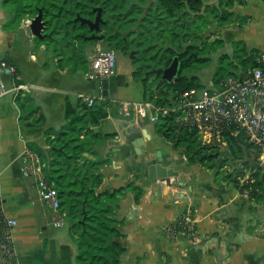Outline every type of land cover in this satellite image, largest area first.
I'll list each match as a JSON object with an SVG mask.
<instances>
[{
    "label": "crops",
    "instance_id": "1",
    "mask_svg": "<svg viewBox=\"0 0 264 264\" xmlns=\"http://www.w3.org/2000/svg\"><path fill=\"white\" fill-rule=\"evenodd\" d=\"M2 1L0 64L6 61L15 66L17 80L30 88V92H23L32 98L45 118L41 127L24 126L19 122L13 94L0 99L2 211L17 222L11 232L17 264H74L76 246L68 228L62 232L51 224L49 209L38 198L33 179L21 174V154L29 143L46 149V129L59 128L65 123L66 99L73 104L79 94H102V82L89 85L79 68L76 70L70 63L61 64L51 52L37 48L35 33H31V27L24 26V20L32 17L26 16L16 29H7L12 15L2 8ZM245 1L243 5H233V23L224 27L215 25L224 50L228 44L232 50L231 39L243 41L247 51L264 50V0ZM240 16L250 17L243 27L237 24ZM117 76L118 70L110 78L114 80ZM0 80L6 87H12L14 82L1 65ZM131 88L134 87L129 82L122 88L115 80L109 81L108 96L110 92H126ZM108 96L104 98L107 115L92 128L101 138L89 139V146L102 159L110 160L102 168L103 183L99 190L111 191L134 181L144 191L137 203L134 194L127 191L116 210V218L122 221L118 226L122 236L113 240L125 247L120 263L264 264L262 198H251L225 181L217 164L209 169L198 162L190 163L182 148L175 149L165 135L156 132L155 124L154 127L146 126L145 122L133 124L132 114L116 101L143 100L141 87L133 98ZM130 129H146L151 137L149 142L144 139L141 155L125 145ZM109 134L115 135L103 138ZM160 147L170 156L152 164L150 161L156 158ZM165 177H169L168 182L162 180ZM183 212L193 219L196 236L183 232L169 236L165 228Z\"/></svg>",
    "mask_w": 264,
    "mask_h": 264
},
{
    "label": "trees",
    "instance_id": "2",
    "mask_svg": "<svg viewBox=\"0 0 264 264\" xmlns=\"http://www.w3.org/2000/svg\"><path fill=\"white\" fill-rule=\"evenodd\" d=\"M245 0H3L1 6L9 11L12 20L7 29H16L26 17L39 15L45 26L41 36L34 37L37 48L51 52L59 63L72 64L77 70V61L81 59L86 71L87 62L83 59L86 38L92 35L88 25L81 24L77 17L93 20L95 9L101 8L100 31L104 37H111L114 42L106 44L109 49L124 51L133 46L141 54L146 68H165L175 56L181 66L179 74L172 83L164 82L158 86V79L142 80V97L159 106L172 103L177 94L191 88H201L197 75L186 76L184 69L195 70V66H206L210 59L203 57L205 52L202 24L212 21L218 27L234 22V4L243 5ZM250 20L249 16L237 19L239 27ZM24 26H31V33L41 26L37 18L24 20ZM128 38V39H127ZM207 38V37H206ZM231 55L219 56L218 65L212 77V84H218L229 76L236 75L231 61H237L241 70L256 66L254 55L258 50L247 51L241 40L231 39ZM224 42L219 37L217 49L223 48ZM196 55V57H195ZM230 60V61H229ZM239 71V72H240ZM13 75L14 83L22 85ZM15 103L19 109V122L27 127H41L45 123L44 114L33 104L32 98L23 91H18ZM104 100L94 99L91 106L82 99L71 103L65 102V123L59 128H47L45 131L46 149L29 143L41 157L45 178L52 182L58 192L59 205L65 214L66 226L76 246V264H121L120 258L125 247L114 241L122 236L118 226L122 223L116 218V210L127 191L134 194L139 202L144 191L134 181L111 191H100L103 183L102 168L110 164L109 159H102L99 153L89 146L90 138H101L92 128L105 118ZM156 132L165 135L175 149L182 148L183 155L190 163L198 162L209 169L215 164L221 153L200 143L197 133L175 120L174 115L161 118L155 123ZM105 135L103 138L113 137ZM227 147L236 144L247 158L243 166L249 169L256 164L248 181L242 184L227 175L233 187L246 192L251 198H262L264 207V183L261 180L263 167L257 164L259 152L244 131L231 127L225 133ZM254 149V150H253ZM218 157L215 158L214 156ZM223 165L219 168L222 169ZM236 166V165H234ZM233 166V168H235ZM0 198V264H17L14 243L10 229L5 224ZM183 212L174 223L168 225L165 232L176 236L186 230L187 223ZM192 219V218H191ZM195 225L192 236L195 237Z\"/></svg>",
    "mask_w": 264,
    "mask_h": 264
},
{
    "label": "built area",
    "instance_id": "3",
    "mask_svg": "<svg viewBox=\"0 0 264 264\" xmlns=\"http://www.w3.org/2000/svg\"><path fill=\"white\" fill-rule=\"evenodd\" d=\"M256 66L248 67L236 75L229 76L218 86L209 83L201 88H191L181 91L167 106H159L150 101H119L116 103L127 113L132 114L133 124L145 121L155 124L161 118L174 115L176 122L194 129L200 143L218 151H224L227 146L225 133L236 127L244 131L248 141L260 154L264 165V50L254 55ZM89 81L106 80L116 74V52L102 48L95 43L87 53ZM3 71L11 76L17 73L14 65L1 62ZM30 92L26 85L6 87L0 80V99L12 93L13 100L18 91ZM80 99L91 106L95 98L104 100L102 94H79ZM21 174L32 178L38 198L49 209L50 222L55 228L66 225L65 214L59 205L58 192L52 182L45 178L41 157L28 145L21 154ZM5 224L12 231L17 222L5 216ZM187 223L186 230L192 236L193 219L183 217ZM168 229V226L166 227ZM165 228V229H166Z\"/></svg>",
    "mask_w": 264,
    "mask_h": 264
},
{
    "label": "rangeland",
    "instance_id": "4",
    "mask_svg": "<svg viewBox=\"0 0 264 264\" xmlns=\"http://www.w3.org/2000/svg\"><path fill=\"white\" fill-rule=\"evenodd\" d=\"M34 18V17H32ZM31 27V26H30ZM202 28L204 29L203 32V38H205L204 46H205V52L202 54L203 57H209L210 62L206 66H195V70L191 71L189 69H184L182 71V74L186 76L190 75H197L200 78V81L202 84L208 86L209 83L212 80L214 71L218 65L219 56L222 54L231 55L232 50L226 45L225 50L223 48L217 49V41L219 40V34L217 32V28L215 27V23L212 21H206L202 24ZM207 37V38H206ZM233 38V37H232ZM128 39V38H127ZM95 43H99V45L102 48L109 49L106 47L105 43H101L96 40H91L90 43H87L84 47L83 51V59H86L87 62V69L84 71L83 64L81 59L77 61V68L80 70V75L85 79L86 83L89 85H95L94 81H89L87 78L84 77L85 72H88V61H87V51L90 47H92ZM112 49V48H110ZM116 52V59H117V70H118V76L114 79L116 82H118V85H120L122 88L125 86L126 83H130L132 87L131 89H127L126 92H118V93H109L108 98L115 97L116 99H124L126 98H133L137 96L138 91L140 87L142 88V80L144 79H154V75L146 76V72L149 71L151 68H146L143 66L145 64V61H143L141 54L134 48L133 46H127L124 51H119L116 49H112ZM230 61V60H229ZM234 65L233 72H239L241 70L240 64L237 63V61H231V65ZM109 81H114L112 78L106 79ZM92 92L94 90H91ZM145 125L152 127L153 124L145 121ZM154 127V126H153ZM225 152L221 153L220 158L216 162L217 168H219L220 165H223L222 169H220L221 177L225 179L227 175H231V177L237 179V181H248L249 175L253 173L255 170L256 164L251 166L249 169H246L245 166H243V161H245L247 158L245 155L239 150L238 145L232 144L231 148L227 147ZM254 150V149H253ZM100 155V154H99ZM184 156V155H183ZM101 157V156H100ZM257 164L263 167L260 160V154L258 156ZM236 165V166H234ZM233 166L235 168H233ZM263 172V171H262ZM262 175V173H261ZM62 232L67 230V226L64 225L60 228H56ZM54 230V229H52ZM70 235V234H69ZM71 237V235H70ZM74 264H76L75 257H74Z\"/></svg>",
    "mask_w": 264,
    "mask_h": 264
},
{
    "label": "water",
    "instance_id": "5",
    "mask_svg": "<svg viewBox=\"0 0 264 264\" xmlns=\"http://www.w3.org/2000/svg\"><path fill=\"white\" fill-rule=\"evenodd\" d=\"M95 11H96V16L93 20L77 17V19L81 22V24L88 25V27L91 31L92 30L97 31L100 27V24L103 23V20L101 17V8H97V9H95ZM34 18H36V19L38 18L41 22V26H37L34 29L35 36H41V33L44 29L45 24L39 15H37ZM86 39L88 41H91V40L100 41L102 39V36L92 34L91 36L87 37ZM195 57H196V55H195ZM180 66H181L180 60H179L178 56H175L172 59L171 63L167 67H165V68H151L149 71L146 72V76L154 75V79H158L157 85L162 86L164 84V82L172 83L173 81L176 80V78L179 74V71H180ZM101 86H102V96H103V98H107L109 82L107 80H103ZM144 139H146L148 142L151 141V137L147 133L146 129H142V130L137 129L136 131H134V129L133 130L130 129L129 132L127 133V136L125 139V145H128L131 149H133V151L137 155H141L140 148L145 146V140ZM155 154H156V158L152 159L150 161L152 164L161 163V162L165 161L167 158H169V156H170V154H166L165 148H163V147H160L156 151ZM162 180L163 181L166 180V182H168L167 180H169V177L162 178ZM261 180L264 183V170H263L262 175H261ZM178 184H181V183H178Z\"/></svg>",
    "mask_w": 264,
    "mask_h": 264
},
{
    "label": "flooded vegetation",
    "instance_id": "6",
    "mask_svg": "<svg viewBox=\"0 0 264 264\" xmlns=\"http://www.w3.org/2000/svg\"><path fill=\"white\" fill-rule=\"evenodd\" d=\"M100 26H101V24H100ZM100 30H101L100 27H99V29L97 31L92 30V32H93L92 34H95V35H98V36H102V39L99 42H101V43L103 42L105 44H110V43L114 42L113 38L108 37V36L104 37V34Z\"/></svg>",
    "mask_w": 264,
    "mask_h": 264
}]
</instances>
